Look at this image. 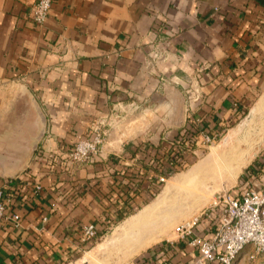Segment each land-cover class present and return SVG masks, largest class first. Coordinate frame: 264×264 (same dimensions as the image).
Here are the masks:
<instances>
[{"label":"crops","instance_id":"obj_1","mask_svg":"<svg viewBox=\"0 0 264 264\" xmlns=\"http://www.w3.org/2000/svg\"><path fill=\"white\" fill-rule=\"evenodd\" d=\"M36 2L0 0V188L20 217L0 227V264L67 263L85 248L83 226L100 234L119 220L114 201L141 179L122 185L116 172L147 171L142 147L167 141L165 118L182 110L196 129L222 133L264 84V0H54L43 26L31 19ZM27 98L47 119L32 158L21 152L33 150L41 123ZM105 121L124 123L120 145L111 137L92 161L69 162ZM188 240L134 264H193Z\"/></svg>","mask_w":264,"mask_h":264},{"label":"rangeland","instance_id":"obj_2","mask_svg":"<svg viewBox=\"0 0 264 264\" xmlns=\"http://www.w3.org/2000/svg\"><path fill=\"white\" fill-rule=\"evenodd\" d=\"M256 93L249 104L247 113L232 122L220 135L210 137L209 141L203 136L202 132L190 128L185 112L182 110L175 119L165 118L164 137L171 144L175 143L180 146L182 156L178 162L174 163L175 165L172 167L171 172L159 173V177H164L165 179L163 183H158L159 177L158 180L151 181L146 195L147 198L144 199L146 204L141 209L154 204L155 200L171 184L177 185L178 191L176 190L175 192H178L177 194L184 199L183 202L185 203L181 202V206L192 207V209L174 220L170 229L159 232L157 235L159 241L138 251L132 245L135 241L130 240L126 236L120 237L119 234L125 224L132 215L141 210L139 209L127 218L119 219L113 225L101 230L92 244H84V250L70 258L65 264H134L149 249L154 248L158 244L179 241L180 236L176 231L179 226L191 225L195 218L200 217L204 212L207 213L210 210L219 208L218 206H222L224 197L240 190L243 182L248 181L251 184H256L263 181L264 84L257 88ZM27 100L30 101L32 106L31 99L27 98ZM98 126L105 133L104 143L100 152L104 150L105 144L111 137L117 140L119 137H124L123 133H121L124 126L123 122L117 121L112 124L105 121ZM225 139H227L226 143ZM123 141L125 140L123 139ZM117 143L120 145L119 140ZM119 153L121 154V151ZM29 154L31 152H21L22 156H28ZM225 157L233 158V160L237 158L241 168L235 176H231L222 167L221 160ZM222 161L224 163L225 160ZM204 164L211 165L192 174L196 168ZM236 166L237 164H233V167L237 168ZM177 169L179 171H176ZM247 172L251 175L248 179L245 178ZM191 177L196 178L193 187H190L193 183H190L188 187L182 181H179L181 178ZM174 201L172 197L169 205H173ZM215 204H217L216 207ZM195 229L198 230L199 227L193 226L192 231L194 232ZM237 264H264V253L255 254L251 248H248L242 252Z\"/></svg>","mask_w":264,"mask_h":264},{"label":"built area","instance_id":"obj_3","mask_svg":"<svg viewBox=\"0 0 264 264\" xmlns=\"http://www.w3.org/2000/svg\"><path fill=\"white\" fill-rule=\"evenodd\" d=\"M53 1L37 0L31 13V19L36 25L43 26L46 23ZM152 56L157 58L159 55L153 52ZM196 131L202 132L208 141L210 137L221 134L210 129L198 128ZM104 135L105 133L97 125L93 128L91 136L78 139L69 152V162L72 164L90 162L100 153ZM39 150L40 147L37 153ZM50 157L53 158V155ZM250 176L247 172L245 178L248 179ZM164 180V177H159L158 183H163ZM262 180L256 184L243 182L240 190L224 197L222 206L207 213L204 212L203 216L195 218L193 224L182 225L176 229L180 240L189 239L188 245L197 250L198 258L193 264H237L242 252L248 248H251L255 254L264 253V175ZM8 189L7 187L0 188V227L6 221L20 226L19 215L12 213L9 209L14 196ZM41 190V184H36L33 193L37 196ZM201 225L204 226L203 230L208 231L207 236L196 235V229L192 231L193 226L200 227ZM97 237V224L91 223L83 226L84 244H92Z\"/></svg>","mask_w":264,"mask_h":264},{"label":"bare ground","instance_id":"obj_4","mask_svg":"<svg viewBox=\"0 0 264 264\" xmlns=\"http://www.w3.org/2000/svg\"><path fill=\"white\" fill-rule=\"evenodd\" d=\"M222 160H225L224 163H226L227 166L223 163ZM222 160L221 165L225 169V171H227L231 176H235L241 168L240 164L237 162V158H234L233 160V158L229 159L225 157ZM211 164H204L202 166H199L192 172V174L209 167ZM233 164H237V168L233 167ZM179 181H182V183L188 187L190 183H193L190 186L193 187L196 182V178H181L179 179ZM176 190L178 191L177 185H169L155 200L154 204L149 205L138 211L136 214L132 215L129 221L125 224L124 228L121 230V233L119 234L120 237L126 236L127 238L129 237L130 240L135 241L132 245L135 250L138 251L147 246H150L152 243L159 241L157 236L159 232L170 229V227L174 223V220L192 209V207L181 206V204L185 202H183L184 199L182 198V196L180 197V195L177 194L178 192H175ZM172 197L175 200V203L173 202V205H169ZM186 199L185 201L188 200Z\"/></svg>","mask_w":264,"mask_h":264},{"label":"trees","instance_id":"obj_5","mask_svg":"<svg viewBox=\"0 0 264 264\" xmlns=\"http://www.w3.org/2000/svg\"><path fill=\"white\" fill-rule=\"evenodd\" d=\"M243 113L239 118H241ZM238 118V119H239ZM188 123L191 128H195V124L192 123L188 119ZM198 129V128H197ZM201 129H208V127H202ZM146 145V144H145ZM140 149V148H139ZM143 152L145 153V158H149L148 163H145L146 172L140 175V171H137V175H134L129 170H123L120 172H116L117 177L121 176V183L123 185V180L126 178H139L141 182L139 185L135 183H127L123 185L124 187L121 189V196H118L121 201H114V205H119V209H121L122 213L119 214V219H125L137 210H139L142 206L146 204V200H140V191H147L150 188L151 181H155L159 176V173L164 174L165 172H171L172 167L175 165V162H178L182 156L180 146L173 143L171 144L168 141H163L159 144L158 148H153L149 150L145 146L142 147ZM144 158V159H145ZM144 161V160H143ZM176 171H179L177 169ZM133 174V175H132ZM147 195V194H146ZM147 198V196H145Z\"/></svg>","mask_w":264,"mask_h":264},{"label":"water","instance_id":"obj_6","mask_svg":"<svg viewBox=\"0 0 264 264\" xmlns=\"http://www.w3.org/2000/svg\"><path fill=\"white\" fill-rule=\"evenodd\" d=\"M31 100L33 102V105H34L37 113H38L39 122L41 123L37 141L33 147V150L31 151V158H32V156L37 153V151L41 145V142L43 141V139L45 138V136L47 134V119H46L45 115L43 114V112L41 111L37 101L34 98ZM226 142H227V139H225V143Z\"/></svg>","mask_w":264,"mask_h":264}]
</instances>
